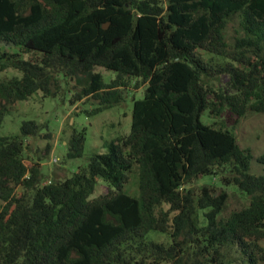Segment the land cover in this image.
<instances>
[{"label": "trees", "instance_id": "obj_1", "mask_svg": "<svg viewBox=\"0 0 264 264\" xmlns=\"http://www.w3.org/2000/svg\"><path fill=\"white\" fill-rule=\"evenodd\" d=\"M10 69L20 75L0 76V127L38 92L98 99L93 114L128 80L145 87L129 133L63 179L42 183L25 163L34 121L0 135V264H264V152L201 121L264 113V0H0V73ZM84 140L73 129L65 157ZM204 175L219 185L192 186ZM230 187L246 202L225 216Z\"/></svg>", "mask_w": 264, "mask_h": 264}, {"label": "rangeland", "instance_id": "obj_2", "mask_svg": "<svg viewBox=\"0 0 264 264\" xmlns=\"http://www.w3.org/2000/svg\"><path fill=\"white\" fill-rule=\"evenodd\" d=\"M229 32L232 29L229 28ZM105 83L111 82L116 77V73L103 67H97ZM20 75L17 70H6L2 75ZM222 79V80H221ZM222 85L227 80V76L220 78ZM126 88L122 90V100L97 113L87 112L98 105L99 100L91 98L75 104H70L69 93L60 96H42L40 92L33 94L27 100L17 101L6 112L0 127V135H19L20 126L23 121L32 120L39 125L38 134L23 138L26 143L25 163L31 166L38 163L41 173V182L63 179L71 174L78 165L87 162L93 153L103 151L105 144L113 138L129 133L131 123V110L134 99L143 96L145 84L137 79L127 81ZM225 123L235 136L241 147L251 148L256 157L264 152V113L248 112L233 123L232 118L226 115L213 119L205 111L201 116L203 123L213 122ZM85 129V140L83 144L82 156L68 159L65 157L67 151L66 142L70 138L72 130ZM49 133V136L45 134ZM251 172H261L260 166L253 160L251 162ZM133 175V176H132ZM126 184V190L131 194L136 191L135 174H132ZM205 183L219 185L216 179L210 175L201 176L192 186H199ZM229 196L223 215H228L232 210L244 205L246 198L236 192L234 188L227 189ZM18 192V189H17ZM105 192V187L98 181L94 196ZM1 205V202H0ZM148 238L167 242L165 235L149 232Z\"/></svg>", "mask_w": 264, "mask_h": 264}]
</instances>
